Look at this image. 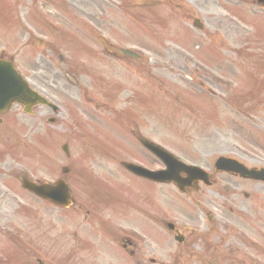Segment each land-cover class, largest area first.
Wrapping results in <instances>:
<instances>
[{
	"label": "rangeland",
	"instance_id": "rangeland-1",
	"mask_svg": "<svg viewBox=\"0 0 264 264\" xmlns=\"http://www.w3.org/2000/svg\"><path fill=\"white\" fill-rule=\"evenodd\" d=\"M88 1L72 0L77 10L73 13L79 18H73L71 7L63 0H3L5 9L0 7L6 13L9 5L11 16L17 13L25 26L20 29L22 36L0 39V53L5 51L7 58L15 55L23 75L59 106L57 113L37 107L33 114H26L15 107L0 116V131L6 133L0 137V264H6L4 248L10 254L7 264H136L135 260L154 264L151 259L170 264L179 254L182 257L175 264H264V185L214 173V163L221 156L248 167H264V7L253 0H95L98 3L92 1L90 6ZM88 12L103 21L100 33L106 41L135 50L142 61L103 56L104 45L99 40L82 36L84 15L98 22ZM195 18L202 21L203 30L193 27ZM71 22L77 33L73 37ZM3 24L0 21V27ZM33 33L44 36L45 41L39 44L33 39L20 48ZM68 35L73 44L66 40ZM65 71L79 78V89L65 78ZM129 72L151 88L146 105L136 106V110L131 107V131L126 133V123L117 124V132L125 134L116 132L118 138L122 136L117 139L120 144L109 145L112 155L79 148L74 142L85 139L81 129L85 115L88 129L98 128L99 136L106 133L99 118L86 113L89 98L96 96L99 84L121 83ZM129 84L131 90H137L135 83ZM114 92L115 97L104 101L108 104L117 98L124 108L127 104L118 100L121 91ZM75 112H79L77 123L59 129L58 122L56 132H47L55 124L48 123L51 117L62 119L64 113ZM138 134L212 174L215 185L192 196L201 203L200 214L194 200L172 185L151 186L127 175L123 176L124 192L119 184L101 185L98 180L119 170L118 161L137 159L152 169L162 166L141 153L134 139ZM66 143L72 148L70 160L62 152ZM51 146L57 150L56 157ZM63 168L70 170L68 175L62 174ZM22 172L34 181L73 178L75 207L60 212L26 194L18 182ZM90 175L98 179L92 182L100 193L88 185ZM104 188L117 196V212L112 199L106 204L96 202L97 194H107ZM116 188L121 196L118 190L113 192ZM207 211L216 217L212 226L226 237L227 245L219 247L222 241L216 239L215 249L205 250L197 261L189 259L200 245L190 246L187 255L180 252L182 247L176 246L172 235V249L162 253L147 232L157 233L158 227L170 234L156 216L165 215L188 222L201 218L203 230L209 234L212 226L207 224L211 217L206 216ZM150 220L158 225L152 226ZM104 224L110 228L106 233L100 230ZM111 230L114 234L109 241ZM126 239L135 246L124 249ZM151 245L155 252L150 251ZM18 246H24L25 255L12 251ZM170 252H175L172 259ZM215 253L220 261L214 259Z\"/></svg>",
	"mask_w": 264,
	"mask_h": 264
},
{
	"label": "water",
	"instance_id": "water-1",
	"mask_svg": "<svg viewBox=\"0 0 264 264\" xmlns=\"http://www.w3.org/2000/svg\"><path fill=\"white\" fill-rule=\"evenodd\" d=\"M219 165H222L225 169H227V170H236V169H240V167L237 165V164H235V163H233V162H231V161H228V160H220V162H219ZM250 177H254V178H258V176H254V174L253 173H250V174H248Z\"/></svg>",
	"mask_w": 264,
	"mask_h": 264
}]
</instances>
